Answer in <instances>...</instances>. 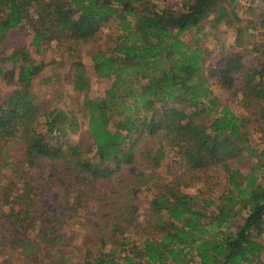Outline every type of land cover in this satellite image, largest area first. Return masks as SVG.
Here are the masks:
<instances>
[{
	"label": "trees",
	"instance_id": "16d2710c",
	"mask_svg": "<svg viewBox=\"0 0 264 264\" xmlns=\"http://www.w3.org/2000/svg\"><path fill=\"white\" fill-rule=\"evenodd\" d=\"M247 1L242 23L238 0H0V264H264V0ZM26 35L38 54L90 48L104 95L80 60L68 80L88 137L35 98Z\"/></svg>",
	"mask_w": 264,
	"mask_h": 264
},
{
	"label": "rangeland",
	"instance_id": "374dc122",
	"mask_svg": "<svg viewBox=\"0 0 264 264\" xmlns=\"http://www.w3.org/2000/svg\"><path fill=\"white\" fill-rule=\"evenodd\" d=\"M238 1V6L240 9L239 13L243 18L242 23H244L250 16H252V12L249 10V2L247 0ZM254 13L257 12L254 11ZM221 26V28L224 30L223 40L225 41L227 46L235 44L237 37L236 30L233 27H230L227 30V27L224 24H222ZM254 32L257 34L256 38L254 39L262 40L264 42V35L260 33L258 34V31ZM206 34H208L206 39L210 46V49L217 50L220 44L217 43V41L213 38L211 30L207 29ZM190 36H192V34H188L187 36H185V38H190ZM104 38L106 39L105 35ZM23 40L29 44L34 57L46 63V67L44 68V70L34 80L33 92L35 93L34 96L37 101L44 107H60L65 110L74 111L81 121V134H83L85 137H88V117L85 116L86 113L84 110V100L86 93L76 91L73 88V85L68 80L70 77H72L73 72L76 71L74 62L80 60V62L84 64L82 70L87 75L90 81L88 96L97 98L104 95L110 81L105 79H98L92 73V59L89 51L90 48L86 47L82 49V51L79 52L80 58L76 59L75 55L60 51L56 42H49L44 46L43 52L38 54L35 52L36 49L31 44V35H26ZM104 40L102 41V43H104ZM216 56L217 52L216 55H213L211 59L213 60V57L215 59ZM0 87L3 90L8 88V86H6L3 82H0ZM215 91L218 93H222V91L218 87H215ZM236 111L238 113H242L240 109H237ZM258 137L259 135L257 134L252 136L253 139H257ZM75 138H77V136ZM168 161L169 160H166L165 163H163V165L159 168L161 175L164 177L167 176L168 173H170V171L167 170L168 166L170 165ZM36 174H39L40 176L41 172L39 173L37 171ZM46 182L47 183L42 185V188L45 189L46 192L42 197L49 206H52L53 202L58 201V199L54 196L57 194L64 196V192L62 191V189L52 186L50 181ZM134 191L136 192V194H138L139 204L137 205V209L138 212L141 213L143 208L145 209L147 207L153 192L152 190H147L146 188ZM188 191H190L191 193H195L196 188L189 189ZM83 214L84 213L82 212L81 215ZM81 221L82 219L79 217H75V219H72L70 222L71 225L69 226L70 230L79 231L78 233L84 232L86 230V226L83 225ZM76 253H78V255H81V252L79 251H75V254ZM78 260L79 258L77 259V261ZM2 261L3 259L0 256V262Z\"/></svg>",
	"mask_w": 264,
	"mask_h": 264
}]
</instances>
